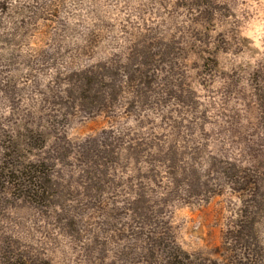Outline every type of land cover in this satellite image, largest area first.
I'll list each match as a JSON object with an SVG mask.
<instances>
[{"label":"rangeland","instance_id":"rangeland-1","mask_svg":"<svg viewBox=\"0 0 264 264\" xmlns=\"http://www.w3.org/2000/svg\"><path fill=\"white\" fill-rule=\"evenodd\" d=\"M0 264H264V0H0Z\"/></svg>","mask_w":264,"mask_h":264},{"label":"trees","instance_id":"trees-1","mask_svg":"<svg viewBox=\"0 0 264 264\" xmlns=\"http://www.w3.org/2000/svg\"><path fill=\"white\" fill-rule=\"evenodd\" d=\"M33 174V171L22 172V177H18L17 181L21 183L23 182V184L22 186L19 185L18 188H21L23 195L29 197V199H34V201L44 203L46 188L43 187L42 182L39 184V181H42V178L36 177Z\"/></svg>","mask_w":264,"mask_h":264}]
</instances>
